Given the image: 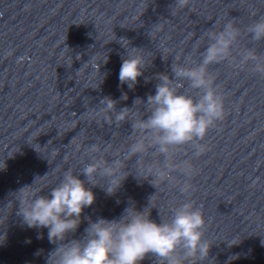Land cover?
I'll use <instances>...</instances> for the list:
<instances>
[{"label":"clouds","instance_id":"9594fccd","mask_svg":"<svg viewBox=\"0 0 264 264\" xmlns=\"http://www.w3.org/2000/svg\"><path fill=\"white\" fill-rule=\"evenodd\" d=\"M189 2L174 0L170 12L183 9ZM244 31L251 44L264 42V15L256 16ZM241 34L234 20L225 22L219 30H209L198 58L188 56L182 63L173 62L171 74L157 73L155 93L148 94L146 100L136 97L132 107L118 111V101L104 97L97 111L105 123L116 128L126 122L131 125L126 147L114 151L110 143L103 147L92 143L85 148L78 170L65 168L58 182L50 187H36V178L32 185L15 193L17 215L23 224L30 229H47V239L55 245L47 254L46 264H141L150 255L155 257V264H203L209 258L212 243L205 236L206 219L202 209L190 200L176 206L170 218H160L159 222L150 218L155 208L154 195L142 209L130 199L121 215L113 219L98 216L93 220L84 215V210L96 202L93 188L114 196L133 172L138 180H148L156 189L159 183L174 184L175 172L192 174L190 162L175 160L177 152L191 146L193 155L199 156L203 151L200 142L225 115L223 97L214 86L210 67L238 57L239 67L264 76V53L256 47L238 49ZM120 43L127 55L122 58L118 79L120 85L135 90L153 55L130 47L126 39ZM148 82L150 78L145 77ZM127 99V93L120 97ZM4 169L3 161L0 170ZM189 187L185 183L180 191L187 192ZM85 221L87 227L77 237ZM43 238L44 234L38 232L37 239ZM4 240L6 234L0 233V242ZM239 242L240 238H233L229 246ZM261 243L264 245V241ZM42 252L38 250L36 255ZM237 258L238 254L230 257Z\"/></svg>","mask_w":264,"mask_h":264}]
</instances>
